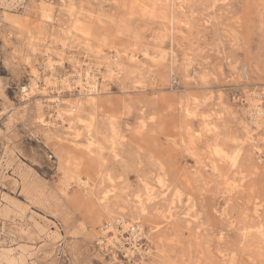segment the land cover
Here are the masks:
<instances>
[{"label": "rangeland", "instance_id": "obj_1", "mask_svg": "<svg viewBox=\"0 0 264 264\" xmlns=\"http://www.w3.org/2000/svg\"><path fill=\"white\" fill-rule=\"evenodd\" d=\"M46 51L57 80L75 61L98 73L95 104L79 87L61 89L83 125L55 120L45 104L57 97ZM33 80L39 89L26 95ZM253 93L264 110V0H0V259L264 264V117L257 129ZM90 122L93 153L79 172L67 148L86 156ZM215 147L240 149L236 167ZM63 169L91 188L66 183ZM121 216L142 230L136 240L123 231L118 248L102 230L112 221L122 231Z\"/></svg>", "mask_w": 264, "mask_h": 264}, {"label": "bare ground", "instance_id": "obj_2", "mask_svg": "<svg viewBox=\"0 0 264 264\" xmlns=\"http://www.w3.org/2000/svg\"><path fill=\"white\" fill-rule=\"evenodd\" d=\"M216 1V0H215ZM224 1V0H223ZM45 53L46 54V62L45 64H47V70L49 71V78L52 80L51 82H49L50 80H44L45 81V84H48V82L50 84L53 85L54 87V92L55 94H57V97H52V96H48L47 97V103H45L46 105H48V103H52V104H55V106L57 107L56 111H55V120H58L60 122H63L66 120V118H68V122L70 124H82V121L78 115L79 113V106L78 105H72L70 106L69 108H65L63 107L62 105V100L61 98L59 97L60 94H61V89L65 88L67 90H73L75 89L76 87H79L80 90H81V95L86 97L88 99V101L92 104H95L93 102V99L90 97V95L92 93L95 92L96 90V86H97V77H98V73L90 70V68L88 67H85L84 69L82 68L81 64L77 61H73L74 63L72 64V68H73V75L70 76V77H65V78H62L61 80H57L55 79V75L53 76V67H52V60L50 58V55L48 54V52L46 51ZM133 57V56H132ZM104 58V57H103ZM108 60L111 61V66H107L108 67V72L109 73H112L114 72L113 68H116L118 69V67L120 66L119 65V56L117 53H115L114 55H112L111 57H108L107 58ZM134 59V58H133ZM244 74L246 72V69L244 68ZM187 71V70H185ZM37 71H34L33 72V75L34 78H36L37 76H39L38 74H36ZM113 74V73H112ZM197 72L195 70H193V73H192V76H190L189 74L186 76V77H191V78H194L196 76ZM61 76V75H60ZM246 76V74H245ZM244 76V77H245ZM33 78V79H34ZM39 78V77H37ZM57 78V77H56ZM36 80V79H35ZM39 81V80H38ZM37 82V80H36ZM34 80L32 81V83H30L28 86L24 87L22 89L23 93H25L26 95H29L31 92H33L34 90H37L39 89V86L37 85ZM44 84V85H45ZM42 88V87H41ZM48 88V87H47ZM44 91V90H43ZM42 93V92H41ZM245 95V94H244ZM81 96V97H82ZM250 97L248 100V102L250 103V105L252 106V108L254 109V117L252 118V122L255 124V126L257 127V129L261 126V124L263 123L262 119L264 117V110L262 109L261 105H260V102H256L253 101L252 99L253 98H257L258 95L253 93V94H250ZM69 102H67V105H68ZM186 103V102H185ZM184 103V104H185ZM75 104V103H74ZM43 105L42 102H40L38 104V109H40V107ZM190 105V104H188ZM189 107V106H188ZM191 109V107H189ZM197 109V108H196ZM186 114L187 115H191V113L193 114V112L190 113L189 110L186 109ZM197 112V111H196ZM195 115V114H194ZM196 117V116H195ZM204 118H205V115H204ZM38 123H40L39 125L45 127V129H47L48 131L50 130L51 127H53L55 124L51 121H45L42 117V115H39L38 116ZM203 119V118H202ZM208 119V118H206ZM204 120V119H203ZM84 124V123H83ZM82 124V125H83ZM91 122L90 123H87L85 124V132L87 133L85 135L88 143H87V146L85 147L86 148V156H82L78 151L76 150H73V149H70V148H67L68 150H70L74 155H75V158L78 160L77 163L74 165V167H79V172L81 167H85V165H89L90 164V161L88 160L89 158H91V154L93 153V149H92V146L94 145V143L92 141H90V138H91ZM209 126H213L209 123L206 122V125H205V130L209 133L212 129H215L214 126L212 129L209 128ZM191 128V127H190ZM71 129V128H69ZM216 130V129H215ZM69 131V130H68ZM214 131V130H213ZM190 132V131H189ZM189 132H188V136H189ZM200 132V131H199ZM211 133V132H210ZM46 134V133H45ZM51 134V133H49ZM81 133H76L75 136H80ZM193 136V135H192ZM45 137V136H44ZM50 137V136H49ZM194 137V136H193ZM199 137V136H198ZM54 138L58 141H60V136H54ZM191 139V138H190ZM191 141V140H190ZM189 141V143H190ZM196 141V140H195ZM45 142V141H44ZM65 142V141H63ZM58 143V142H57ZM67 143V142H66ZM193 143V142H192ZM191 143V144H192ZM195 143V142H194ZM75 144V143H74ZM197 144V143H196ZM195 144V145H196ZM242 144V142H241ZM54 145V144H52ZM72 145V144H70ZM194 145V146H195ZM73 146V145H72ZM79 147H81L79 144H78ZM192 145H190L191 147ZM74 147V146H73ZM197 147V146H196ZM75 148V147H74ZM84 147H82L83 149ZM76 149V148H75ZM79 149V148H78ZM81 149V150H82ZM213 149V148H212ZM52 150H53V147H52ZM81 152V151H80ZM205 153V152H204ZM213 154L217 157V158H220L221 159H224V160H228L229 162V165L232 166V167H236L237 163H238V159H239V155H240V149H237L235 148L230 154H228L224 149H221L219 147H215L213 149ZM94 157V156H93ZM209 157V156H208ZM74 162V161H73ZM224 162V161H223ZM213 163V162H212ZM34 164V163H33ZM67 167L69 165V161L67 160ZM207 165V164H206ZM209 165V164H208ZM210 166V165H209ZM61 168V167H60ZM204 168V167H203ZM207 168V166H206ZM211 168V167H210ZM64 170V173H63V177H64V181L66 183H69V181L71 180H74L75 179V185L77 187H79L81 190H86L88 189L89 187L91 188V186H89L90 184V181H89V178H81L79 176V172L78 171H72L71 173L69 172H66L65 169ZM254 170V169H253ZM212 171V170H211ZM84 173V172H83ZM82 173V174H83ZM84 175V174H83ZM236 175V174H235ZM145 180V179H144ZM159 180V178H158ZM140 181V180H139ZM224 182V181H223ZM161 183V181H159V184ZM31 185V184H30ZM32 186V185H31ZM146 189H145V195H148L147 197L148 200H150L151 198H154L153 196V190L152 189H148L147 186H145ZM231 187V186H230ZM36 189V188H35ZM61 189V187H60ZM36 191V190H35ZM177 191H175V194H176ZM38 193V192H37ZM109 193L110 191L108 192H104L103 195H102V200L103 201L102 203H105L108 199V196H109ZM160 194H163V192H161ZM174 194V195H175ZM179 193L177 192V195ZM30 195V194H29ZM136 195V194H135ZM180 195V194H179ZM153 196V197H152ZM151 197V198H150ZM164 197V196H163ZM179 197V196H177ZM32 198V197H31ZM34 198V197H33ZM145 199H147L145 197ZM32 200V199H31ZM113 203V202H112ZM125 204V203H124ZM135 204L138 206L139 208V212L140 213H146V209H147V205H146V201L143 200V198L141 197V195H136L135 196ZM103 205V204H102ZM115 205V204H114ZM113 205V206H114ZM126 205V204H125ZM106 204L103 205V207H105ZM112 207V206H111ZM107 208V207H106ZM105 208V209H106ZM121 208V207H120ZM123 210V209H122ZM133 211V210H132ZM9 213V212H8ZM88 213V212H87ZM7 214V213H6ZM9 215V214H8ZM4 216V215H3ZM101 218V217H100ZM96 221V220H95ZM130 221H134L133 218L130 219ZM99 222V221H98ZM99 224V223H98ZM118 225L122 228V231L116 229L114 226H113V222L112 221H108L106 223V226H105V230H102L103 231V238H105L106 242H108L109 244H116L118 245V248H121L123 245H124V242L122 241L121 238H119V236H121L122 232L123 231H129L130 230V236L133 237L134 240H136L137 238H139L141 236V230H142V227L138 224V222H136V224H133L132 223H126V220L124 219L123 216H121V220L118 222ZM104 228V227H103ZM101 229V228H100ZM155 229L157 230L158 229V226L155 227ZM109 233H112V236L111 238H107V235ZM55 239V238H54ZM146 239V238H145ZM104 242V241H103ZM123 249V248H122ZM136 251H140L139 248L136 249ZM133 252V251H132ZM149 252V251H148ZM147 252V254H149ZM77 255V253H76ZM75 255V256H76ZM4 261L5 264H12V260L8 257H4L0 259V261ZM74 260H75V257H74Z\"/></svg>", "mask_w": 264, "mask_h": 264}, {"label": "built area", "instance_id": "obj_3", "mask_svg": "<svg viewBox=\"0 0 264 264\" xmlns=\"http://www.w3.org/2000/svg\"><path fill=\"white\" fill-rule=\"evenodd\" d=\"M139 240V239H138Z\"/></svg>", "mask_w": 264, "mask_h": 264}]
</instances>
